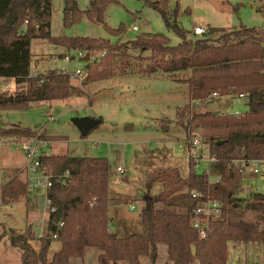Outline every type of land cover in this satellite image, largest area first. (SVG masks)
<instances>
[{
    "label": "trees",
    "instance_id": "1",
    "mask_svg": "<svg viewBox=\"0 0 264 264\" xmlns=\"http://www.w3.org/2000/svg\"><path fill=\"white\" fill-rule=\"evenodd\" d=\"M52 1L0 0V79L26 85L19 92L0 93V111H23L33 102L69 97V80L59 70L31 77L32 39L45 40L65 51L100 54V58L92 62L97 63V69L95 65L86 66L91 73L89 82L111 78L116 72L125 75L128 62L144 60L149 61L144 74L187 73L179 83L187 85L191 101H203L213 94L231 98L242 95L248 108L239 116L221 112L192 115V121L184 129L194 125L203 130V143L209 146L214 159L210 175L220 176V181L209 183L205 173L194 170L191 159L186 179H181L175 168L151 173V181L162 185L161 194L152 202L164 207L141 212L146 236L119 239L109 233L110 172L106 159L41 155L39 161L47 167L49 175L57 178L68 174V178L64 184L52 179L53 184L46 192L48 208L53 211L48 213L47 235L38 239V250L30 243L34 239L30 227L24 234L8 232L11 247L21 251V264H69V259L83 258L89 247L101 252L97 257L99 264L119 261L139 264V259L149 254L154 260L156 246L161 243L167 244L173 264L195 261L226 264L228 243H264V195L254 196L257 203L244 204L245 209L260 212L256 222H246L234 215L243 202L234 197L235 187L242 177L234 163L264 162V33L244 27L227 31L209 28L202 36L188 39L189 32L176 24L177 6L169 10L167 0H159L162 5L139 0L160 14L165 27L181 40L180 43L171 46L161 35H146L128 42L118 40L115 44L84 37H52L49 32ZM63 1L66 26L77 22L81 15L91 23L102 24L106 7L118 3L117 0H89L88 9L80 12L76 0ZM257 1L263 3L258 12L264 16V0ZM25 21V29L21 31ZM123 32L122 28L110 30L116 37ZM216 33L219 36H214ZM26 189L24 184L13 179L2 188V203L17 202L26 194ZM191 191L201 192L204 198L221 204L220 218L209 222L205 239H200L190 224L197 204L190 198ZM176 205L182 206L184 212L169 210ZM58 223H62L60 228H56ZM259 223H263L261 230ZM52 231L57 232L56 238L50 236ZM52 241H58L60 249L48 261L47 252Z\"/></svg>",
    "mask_w": 264,
    "mask_h": 264
},
{
    "label": "rangeland",
    "instance_id": "2",
    "mask_svg": "<svg viewBox=\"0 0 264 264\" xmlns=\"http://www.w3.org/2000/svg\"><path fill=\"white\" fill-rule=\"evenodd\" d=\"M167 1L169 10L177 6L176 24L189 32L188 39L196 38L192 35L195 27L204 30L223 28L226 31L244 27L259 29L264 33V16L258 12L263 3L257 0ZM117 2L106 7L102 24L91 23L81 15L77 22L66 26L63 22L64 1L53 0L50 7V35L105 40L111 44L118 40L128 42L146 35H161L167 38L171 46L181 42L165 27L160 14L142 1ZM76 3L80 12L88 9L89 0H76ZM133 26L137 27V31H132ZM119 28L124 30L120 36L110 33V30ZM214 36H219V33ZM30 52L32 69L35 68L38 75L55 70H85L90 64L97 69V63L92 62L100 58V54L65 51L39 39L31 40ZM127 64L125 75L116 72L111 78L92 82L87 81L91 75L87 68L85 80H69L71 90L66 100L33 102L23 111H0V264H21V251L11 247L8 240L10 230L24 234L30 227L34 237L30 243L36 250L39 249L37 236L43 235L45 230L47 232V195L44 190H38L40 195L36 198L29 186L32 180L25 169L28 160L22 151L23 143L37 140L40 155L106 159L110 172L108 231L119 239L132 235L146 236L141 212L147 205L149 210L154 211L164 207L161 203L152 202L154 197L161 194L162 185L152 182L150 174L175 168L180 178L186 179L191 154H201L203 162L194 169L199 174L205 172L208 168L206 161L212 159L209 146L203 143L201 128L191 126L201 135L200 149L191 151L188 145L187 128L184 127L192 121V115L246 112L242 101L228 96L191 101L187 85L179 83L187 73L144 74L149 61L132 59ZM25 88V84H15L12 93ZM76 118L100 120V124L83 138L71 123ZM234 164L242 168V177L235 187L234 197L243 201L234 215L246 222H256L260 212L245 209L244 204L257 203L254 196L264 195V162L258 164V174H253V163L245 166L236 161ZM118 167H124V175L114 173ZM47 170L44 167L45 175L42 173L40 177L51 176ZM13 179L26 186V194L17 202L2 203V188ZM216 179L210 177L209 181L213 183ZM169 210L184 212V208L177 205ZM262 226L263 223H259V230ZM156 247L155 259L149 254L141 257L139 264H173L167 244H157ZM59 249V242L52 241L47 260L50 261ZM100 253L96 248H86L83 258L69 259V264H99L97 257ZM116 264L129 263L119 261ZM226 264H264V243H228Z\"/></svg>",
    "mask_w": 264,
    "mask_h": 264
},
{
    "label": "built area",
    "instance_id": "3",
    "mask_svg": "<svg viewBox=\"0 0 264 264\" xmlns=\"http://www.w3.org/2000/svg\"><path fill=\"white\" fill-rule=\"evenodd\" d=\"M27 22H24V25L21 27V31H23L25 29ZM132 31H137V27L133 26L132 27ZM206 30L199 28V27H195L192 31V35L193 36H202L203 34H205ZM62 74L66 75L68 80H85L88 76L87 70H81V69H75L73 71H65V70H61L60 71ZM38 74L36 72L31 73V77H37ZM15 82L13 80H5V79H1V86H0V93H8V94H12V91L14 89L15 86ZM211 97L213 98H217L219 97L216 94H213ZM239 98H242V95L238 96ZM234 116H239L240 113H235L233 114ZM192 127H188L187 128V136H188V145L191 149V151L193 150H199L200 149V141H201V135L199 133H196L195 131L192 130ZM38 145V141L34 140L32 142H26L22 144V151L23 154L25 156V158L28 160V163L25 165V169H27L29 171V175L31 176V180L32 182L30 183V187L35 190H44L45 192H47L48 189L51 188L53 181L52 179L56 180V182L64 184L65 180L68 178V174L61 176H58L57 178H53L52 176H44L45 175V171H44V167L41 165L39 158L40 156V147H37ZM190 159L192 161L193 167L194 169H196L201 162H203V159L201 157V154H191ZM214 161V159H209L206 162L208 163V168H206L205 173L208 176V182L211 183L209 181L210 177H217V179L215 180V182L213 183H218L220 181V176H211L210 175V164ZM241 163H243V165L247 166L250 163L254 164L255 169L253 170V174H258L259 170H258V164L261 163L262 161H252V162H248V163H244L243 161H240ZM239 172H242V168H238ZM125 169L124 167H118L116 168V170L114 171L115 174L118 175H124L125 174ZM44 174L42 177H40V174ZM190 198L192 200H194L195 202H197L194 210H193V214L194 217L191 221V227L192 229L197 232L198 236L200 239H205L208 235L209 232V227L208 224L210 221H214V220H218L220 218V214H221V204L217 201L214 200H210L209 198H204V196L202 195L201 192H197V191H191L189 192ZM46 200H47V204H49V201L47 199L46 196ZM130 210H133V207H130ZM53 211L51 209L48 208V212ZM62 226V223H58L56 225V228H60ZM46 232V231H45ZM50 236L52 238H56L57 236V232L56 231H52L49 233ZM47 235V232L45 234V236ZM44 236V237H45Z\"/></svg>",
    "mask_w": 264,
    "mask_h": 264
},
{
    "label": "water",
    "instance_id": "4",
    "mask_svg": "<svg viewBox=\"0 0 264 264\" xmlns=\"http://www.w3.org/2000/svg\"><path fill=\"white\" fill-rule=\"evenodd\" d=\"M71 123L78 129L80 136L84 138L100 124V120H93L89 118H76L72 119ZM220 144L221 142L217 145ZM146 211H149V205L146 206Z\"/></svg>",
    "mask_w": 264,
    "mask_h": 264
},
{
    "label": "crops",
    "instance_id": "5",
    "mask_svg": "<svg viewBox=\"0 0 264 264\" xmlns=\"http://www.w3.org/2000/svg\"><path fill=\"white\" fill-rule=\"evenodd\" d=\"M63 55V54H62ZM33 72H37L36 71V69L34 68V69H32V58H31V73H33ZM237 97V98H236ZM229 98H231V97H229ZM232 98H235V99H237V100H239V101H242L243 102V107H245V111H247V108H248V104H247V102H246V100L244 99V97H242V98H239L238 96H233ZM239 113V112H238ZM241 114V113H240ZM231 115V114H230ZM232 116H234L233 114H232ZM263 162V161H262ZM33 194L36 196V198H37V195H40V192H37V191H35V190H33ZM42 196H44V194L42 195ZM36 201V200H35ZM30 213H31V211H30ZM32 213H34V212H32ZM30 225L32 226V223H30ZM46 231V230H45ZM45 233L46 232H44V234L43 235H39V236H37L38 238H41V237H44L45 236ZM110 233V232H109Z\"/></svg>",
    "mask_w": 264,
    "mask_h": 264
}]
</instances>
